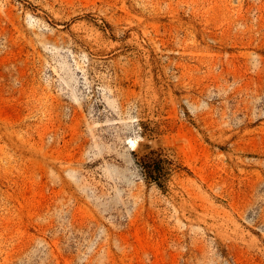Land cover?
<instances>
[{
  "label": "rangeland",
  "instance_id": "obj_1",
  "mask_svg": "<svg viewBox=\"0 0 264 264\" xmlns=\"http://www.w3.org/2000/svg\"><path fill=\"white\" fill-rule=\"evenodd\" d=\"M0 264H264V0H0Z\"/></svg>",
  "mask_w": 264,
  "mask_h": 264
},
{
  "label": "trees",
  "instance_id": "obj_2",
  "mask_svg": "<svg viewBox=\"0 0 264 264\" xmlns=\"http://www.w3.org/2000/svg\"><path fill=\"white\" fill-rule=\"evenodd\" d=\"M139 132L143 137L154 139L157 131L142 126ZM164 142L157 143V147L149 151H133L136 165L139 167L144 180L149 184H155L161 189H166L170 179L176 173L188 171V168L180 161L173 152L170 145H163Z\"/></svg>",
  "mask_w": 264,
  "mask_h": 264
}]
</instances>
